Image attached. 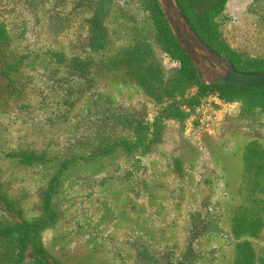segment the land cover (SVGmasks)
Instances as JSON below:
<instances>
[{
	"label": "rangeland",
	"instance_id": "374dc122",
	"mask_svg": "<svg viewBox=\"0 0 264 264\" xmlns=\"http://www.w3.org/2000/svg\"><path fill=\"white\" fill-rule=\"evenodd\" d=\"M173 2L235 70L264 61V0H228V54ZM155 12L196 84L176 89ZM176 19L163 0H0V264H264V109L207 88L224 70Z\"/></svg>",
	"mask_w": 264,
	"mask_h": 264
},
{
	"label": "trees",
	"instance_id": "16d2710c",
	"mask_svg": "<svg viewBox=\"0 0 264 264\" xmlns=\"http://www.w3.org/2000/svg\"><path fill=\"white\" fill-rule=\"evenodd\" d=\"M177 2L184 15L188 18L190 25L200 38L214 50L221 54H228L218 36L219 14L225 8L228 0H177ZM155 18L164 30L165 42L163 43L168 45V49H171L169 53L181 62V68L175 77L177 84L176 89L182 90L196 84L199 81L198 72L191 63V60L185 52L180 49L163 17L155 12ZM230 58L236 66L234 58ZM252 63L255 65L254 69L243 68V70L236 66V70L243 73L264 72V61H259V63L258 61H254ZM207 88L210 90L223 89L231 93H236L239 96L246 97L250 106L257 105L259 108L264 109V87L240 88L215 85Z\"/></svg>",
	"mask_w": 264,
	"mask_h": 264
},
{
	"label": "water",
	"instance_id": "95a60500",
	"mask_svg": "<svg viewBox=\"0 0 264 264\" xmlns=\"http://www.w3.org/2000/svg\"><path fill=\"white\" fill-rule=\"evenodd\" d=\"M167 5L170 14L177 19L172 21V24L176 26L178 32V38L184 44L187 53L204 68V64L201 61V56H199L194 50L196 46L199 50L207 52L215 63H217L223 70L224 74H216L214 80L211 81L212 85H222V86H232L240 88H259L264 87V73H242L234 69L233 65L227 60L222 59L220 56L216 55L212 50H210L200 39L191 33H183L180 27V17L183 16L177 12L173 0H163ZM181 20V19H180Z\"/></svg>",
	"mask_w": 264,
	"mask_h": 264
}]
</instances>
